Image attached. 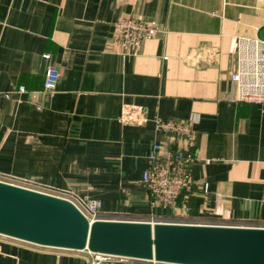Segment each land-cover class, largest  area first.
Listing matches in <instances>:
<instances>
[{"label": "crops", "instance_id": "obj_1", "mask_svg": "<svg viewBox=\"0 0 264 264\" xmlns=\"http://www.w3.org/2000/svg\"><path fill=\"white\" fill-rule=\"evenodd\" d=\"M127 18L156 30L131 51L115 29ZM263 30L264 0H0V181L98 200L103 220L264 228V106L238 102L231 79L238 39ZM194 120L190 142L156 123ZM158 143L194 156L175 208L142 181ZM0 264L88 261L5 240Z\"/></svg>", "mask_w": 264, "mask_h": 264}, {"label": "water", "instance_id": "obj_2", "mask_svg": "<svg viewBox=\"0 0 264 264\" xmlns=\"http://www.w3.org/2000/svg\"><path fill=\"white\" fill-rule=\"evenodd\" d=\"M260 37L264 39V30ZM0 234L159 264H264V228L95 220L68 199L0 181Z\"/></svg>", "mask_w": 264, "mask_h": 264}, {"label": "built area", "instance_id": "obj_3", "mask_svg": "<svg viewBox=\"0 0 264 264\" xmlns=\"http://www.w3.org/2000/svg\"><path fill=\"white\" fill-rule=\"evenodd\" d=\"M115 29L117 40L126 51L134 50L143 40L154 36L156 33V30L150 24L134 18L119 20L115 24ZM44 58L48 60L50 55L46 54ZM60 76L61 73L58 68L49 67L45 73L44 91L54 93ZM231 79L237 85L238 102L264 106L263 38L240 37L238 39L237 68ZM20 92H25V88L21 87ZM156 123L159 130L183 142H190L194 138L193 126L197 121H157ZM149 159L150 167L144 172L142 181L151 194L152 205L165 209L175 208L180 196L192 193L195 188L196 182L192 173L193 154L183 147L165 152L164 146L158 143L154 145ZM59 197L65 198L63 196ZM68 200L84 214L90 223L100 219L102 205L98 200ZM262 205L264 206V196ZM151 223L156 222L152 221ZM5 240L17 239L0 234V250ZM85 251L87 252L88 264H159Z\"/></svg>", "mask_w": 264, "mask_h": 264}, {"label": "rangeland", "instance_id": "obj_4", "mask_svg": "<svg viewBox=\"0 0 264 264\" xmlns=\"http://www.w3.org/2000/svg\"><path fill=\"white\" fill-rule=\"evenodd\" d=\"M43 193H47V192H43ZM47 194H49V193H47ZM51 195H53V194H51Z\"/></svg>", "mask_w": 264, "mask_h": 264}]
</instances>
